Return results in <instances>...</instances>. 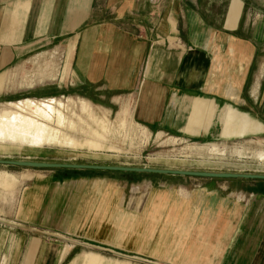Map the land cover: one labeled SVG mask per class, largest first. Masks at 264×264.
I'll use <instances>...</instances> for the list:
<instances>
[{
	"label": "crops",
	"instance_id": "crops-1",
	"mask_svg": "<svg viewBox=\"0 0 264 264\" xmlns=\"http://www.w3.org/2000/svg\"><path fill=\"white\" fill-rule=\"evenodd\" d=\"M257 4L0 0V74L59 46L71 85L88 98L130 102L132 117L159 132L218 138L233 125L228 118L235 111L264 117V0ZM3 78L0 93L8 80ZM41 81L31 79L30 85ZM23 102L7 105L22 110ZM72 179L63 189L29 188L24 209L31 208L21 211L23 221L69 234L85 225L78 206L102 203L104 181ZM89 182L90 194L84 189ZM238 193L203 188L169 204L170 220L181 210V226L210 244L211 264H264V194ZM68 203L75 208L63 212ZM37 240L34 264L63 262L66 250L60 256L62 248L51 250L37 238L28 243Z\"/></svg>",
	"mask_w": 264,
	"mask_h": 264
},
{
	"label": "rangeland",
	"instance_id": "rangeland-1",
	"mask_svg": "<svg viewBox=\"0 0 264 264\" xmlns=\"http://www.w3.org/2000/svg\"><path fill=\"white\" fill-rule=\"evenodd\" d=\"M257 2L248 0L249 7ZM61 49L0 74L8 79L0 93V158L264 173V117L235 111L218 138L153 130L132 117L130 102L90 99L71 85ZM31 79L42 81L31 86ZM20 102L22 110L7 105ZM78 176L104 181L102 203L78 206L85 225L69 234L23 221L29 188L63 189ZM203 188L264 194V179L0 165V264H34L40 243L32 246L31 238L62 248L60 256L66 250L61 264H211L210 244L181 226V210L176 220L168 213L173 200H189ZM84 189L90 194L91 183ZM74 208L68 203L62 211Z\"/></svg>",
	"mask_w": 264,
	"mask_h": 264
},
{
	"label": "water",
	"instance_id": "water-1",
	"mask_svg": "<svg viewBox=\"0 0 264 264\" xmlns=\"http://www.w3.org/2000/svg\"><path fill=\"white\" fill-rule=\"evenodd\" d=\"M0 165L44 168V169H87V170H107L128 173H146V174H173L182 176H196L208 178H243V179H264V173L252 172H224V171H206V170H188L176 168H157L147 166H125L111 164L95 163H77V162H51L31 159H6L0 158Z\"/></svg>",
	"mask_w": 264,
	"mask_h": 264
}]
</instances>
